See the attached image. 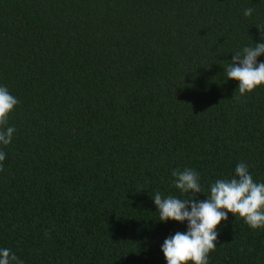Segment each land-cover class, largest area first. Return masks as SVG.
Returning <instances> with one entry per match:
<instances>
[{
	"label": "trees",
	"instance_id": "1",
	"mask_svg": "<svg viewBox=\"0 0 264 264\" xmlns=\"http://www.w3.org/2000/svg\"><path fill=\"white\" fill-rule=\"evenodd\" d=\"M260 30L264 0H0V86L19 101L0 248L24 264H167L187 221H159L152 196L193 198L174 169L200 174L201 201L239 162L264 183V84L241 96L224 70ZM217 231L208 264H264V228L229 212Z\"/></svg>",
	"mask_w": 264,
	"mask_h": 264
},
{
	"label": "clouds",
	"instance_id": "2",
	"mask_svg": "<svg viewBox=\"0 0 264 264\" xmlns=\"http://www.w3.org/2000/svg\"><path fill=\"white\" fill-rule=\"evenodd\" d=\"M253 11V8L248 7L243 14L249 17ZM261 39L264 40L262 31ZM261 54H264V42L246 46L242 51L234 52L231 63L224 69L228 79L239 82L241 96L264 84V62L257 61ZM18 103V99L10 94L6 86H0L2 145L10 144L16 132L14 127L8 126V117ZM5 155L0 151V162L4 161ZM0 171H3L2 163ZM172 176L174 186L181 193H190L193 198L181 199L171 195L163 197L158 191L152 196L159 221H187L186 232L177 231L166 238L161 246L167 264H188L189 261L193 264H208L209 253L217 245V226L228 219L229 212L243 218L251 229L264 228V183L254 182L248 164L237 163L233 177L217 179L211 183L210 192L202 201L197 198V194L204 192L197 171L191 168L174 169ZM13 262L24 264L10 249L0 248V264Z\"/></svg>",
	"mask_w": 264,
	"mask_h": 264
}]
</instances>
